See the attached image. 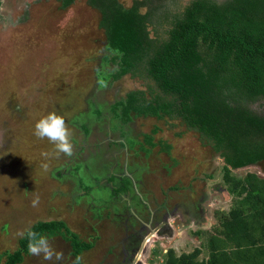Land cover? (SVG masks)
I'll return each instance as SVG.
<instances>
[{"label": "rangeland", "instance_id": "1", "mask_svg": "<svg viewBox=\"0 0 264 264\" xmlns=\"http://www.w3.org/2000/svg\"><path fill=\"white\" fill-rule=\"evenodd\" d=\"M87 1L74 0L62 9L56 0H1L0 254L14 251L20 233L35 222L57 219L77 235L95 240L96 251L79 256V264H109L108 251L116 245V241H109V229L123 224V220H107L104 214L94 220L90 212L96 211L89 208L87 199H78L82 193L76 181L70 176L57 178L56 174L92 160L98 151L102 157L98 163L103 168L101 165L113 159L108 151L111 145L106 147L104 142L110 132L119 167L142 169L139 187L148 197V205L159 207L164 216L177 207L178 213L165 228L167 233L150 235L146 252L140 256L141 264H164L168 249L179 255L200 247L205 236L197 237L196 232L212 234L231 208L232 200L223 185V162L174 117L159 120L133 116L124 123L106 113L96 117L87 137L75 128L74 117L98 103L111 104L128 91L144 90L146 83L156 93L154 84L140 74L99 86L96 74L105 55L106 37L99 28V12L88 7ZM120 1L125 6L133 2ZM187 1L175 3L181 6ZM49 112L64 118L71 132V155L55 151L47 140L33 135L35 121ZM155 128L158 131L152 134ZM96 143L103 146L98 151ZM99 171L101 175L90 171L87 178L84 174L83 178L75 176L83 184H90L95 197L99 190L95 181L102 178L106 167ZM247 173L264 178V161L232 171L237 178ZM108 193L101 194V200L109 197ZM146 212L143 209L142 213ZM122 229L116 231L114 239L123 237ZM49 243L63 254L59 264H76L68 243L58 236L50 237ZM206 257L204 250L200 258ZM21 264L51 262L29 253Z\"/></svg>", "mask_w": 264, "mask_h": 264}, {"label": "trees", "instance_id": "2", "mask_svg": "<svg viewBox=\"0 0 264 264\" xmlns=\"http://www.w3.org/2000/svg\"><path fill=\"white\" fill-rule=\"evenodd\" d=\"M56 1L62 9L74 2ZM87 4L99 12V28L106 37L96 74L99 86L140 74L154 84L156 93L146 83L144 90L128 91L111 104L98 103L74 117L75 128L87 137L96 117L106 113L124 123L139 116L174 117L223 162V185L231 208L212 234L196 232L197 237L205 236L200 247L179 255L168 249L163 263L264 264V178L255 173L232 175L264 161V0H189L181 6L175 0H133L129 6L120 0H88ZM89 172L87 163L81 162L56 175L76 181L82 193L78 199L86 198L90 208L99 199L94 195L91 199L90 184L77 180ZM95 184L99 185L97 180ZM114 214L110 212V217L107 212L106 219ZM92 218L100 220L101 210ZM29 229L48 238L60 237L70 245L75 261L94 247V239H80L57 219L37 221ZM28 244L21 237L14 251L0 254V264H21L29 254ZM204 250L207 257L201 259Z\"/></svg>", "mask_w": 264, "mask_h": 264}, {"label": "flooded vegetation", "instance_id": "3", "mask_svg": "<svg viewBox=\"0 0 264 264\" xmlns=\"http://www.w3.org/2000/svg\"><path fill=\"white\" fill-rule=\"evenodd\" d=\"M109 133L110 132L107 133V135L105 136L107 138H105L104 140L107 145L105 143L104 144L106 147L108 145H111L108 146V151L109 153L112 152L113 155L111 154V157L113 159H110L109 161L107 160L104 165H101L103 166V168H100V164L98 162L99 160H102V157L101 153L98 151V148H102L103 146L99 147V143H96L95 150L97 149L96 151H98L99 153H93L94 156L91 157L92 160L90 159L86 161V163L89 168V171L98 172L99 175H101L99 169H105L106 167V171L103 174L102 178L97 180L99 185L105 186L106 188L103 190L99 188V185H95L97 186V188H99L97 192V197L95 198H98L100 200L101 194L104 195L106 194V191L109 192V197H107L105 200L103 199L102 201L104 205L109 203L110 207L107 209H103L102 207L104 205H100L102 201L96 200L97 204L94 203V206H90V208H92L91 210H95L96 213H90H92L91 216L96 214L98 217V212L101 210V214L106 215V217H111L110 212H115L113 216L114 219L119 218V221L123 220V224L118 223L117 225H115V227L109 229L111 231H109V241H116V245L108 251V254L111 258L109 264H141L140 256L142 257L146 252L147 246L145 245V243L149 240L148 237L150 235L152 236V234L154 235L153 237H155V235L160 236L164 233H167L165 228L169 226V220L173 216L168 214L164 216V214L166 213L162 214V211H159V207H157L158 209H152L148 205V197L140 193L139 184L140 174H143L142 169L140 168V166L135 168H129L128 166L123 165L122 168L119 167L120 165L117 164V160H114L117 158L115 155L118 153V150L113 149L114 146L111 144L113 138L112 134ZM124 150L125 154L129 155L127 149ZM88 153L90 157L92 154L91 152ZM102 154L107 153L102 152ZM97 155L100 156L98 160ZM111 175L114 177V179H109ZM119 176H121L122 178ZM124 176H126L127 178L129 177V182L125 180ZM127 186H129V188L126 189ZM135 196H137L138 199H135ZM90 197L93 200V196ZM143 209L147 212L142 213ZM159 219H163V222H158ZM109 220H112V218H109ZM121 227L123 228V237L114 239L115 234L118 233L116 231H119ZM78 236L84 241L91 240L89 238L86 239L84 237H81V235ZM68 246L70 247L69 244ZM94 251H96V249L93 247L92 249L85 251V253L91 254Z\"/></svg>", "mask_w": 264, "mask_h": 264}, {"label": "clouds", "instance_id": "4", "mask_svg": "<svg viewBox=\"0 0 264 264\" xmlns=\"http://www.w3.org/2000/svg\"><path fill=\"white\" fill-rule=\"evenodd\" d=\"M33 135L40 140H47L53 145L55 151L71 155L73 145L71 132L63 117L55 112H49L37 119L33 126ZM22 238L29 241L28 252L35 256H41L51 264H59L62 253L56 252L49 243V238L29 229L26 233H20ZM76 264H79L77 257Z\"/></svg>", "mask_w": 264, "mask_h": 264}, {"label": "crops", "instance_id": "5", "mask_svg": "<svg viewBox=\"0 0 264 264\" xmlns=\"http://www.w3.org/2000/svg\"><path fill=\"white\" fill-rule=\"evenodd\" d=\"M114 207H115V205H114ZM166 207V206H165ZM178 213V211L176 210V209H174L173 211H172V213H169V215H172L173 217H174V215H176Z\"/></svg>", "mask_w": 264, "mask_h": 264}]
</instances>
